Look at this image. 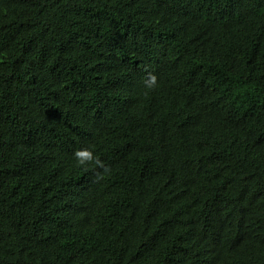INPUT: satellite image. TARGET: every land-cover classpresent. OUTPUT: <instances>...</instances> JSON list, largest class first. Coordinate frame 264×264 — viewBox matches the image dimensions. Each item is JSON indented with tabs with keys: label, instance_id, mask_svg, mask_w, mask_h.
I'll use <instances>...</instances> for the list:
<instances>
[{
	"label": "trees",
	"instance_id": "16d2710c",
	"mask_svg": "<svg viewBox=\"0 0 264 264\" xmlns=\"http://www.w3.org/2000/svg\"><path fill=\"white\" fill-rule=\"evenodd\" d=\"M0 264H264V0H0Z\"/></svg>",
	"mask_w": 264,
	"mask_h": 264
},
{
	"label": "clouds",
	"instance_id": "9594fccd",
	"mask_svg": "<svg viewBox=\"0 0 264 264\" xmlns=\"http://www.w3.org/2000/svg\"><path fill=\"white\" fill-rule=\"evenodd\" d=\"M158 86V79L155 74L150 73L148 78L145 80V87L150 90L156 89ZM74 157L78 166L82 167L85 171L97 170L96 179H103L106 174L110 172V167L95 154L92 148L77 149L74 152Z\"/></svg>",
	"mask_w": 264,
	"mask_h": 264
}]
</instances>
